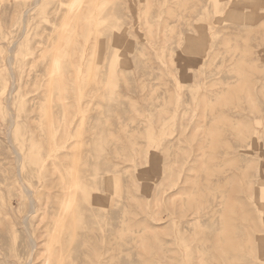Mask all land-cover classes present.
Listing matches in <instances>:
<instances>
[{"label":"rangeland","instance_id":"rangeland-1","mask_svg":"<svg viewBox=\"0 0 264 264\" xmlns=\"http://www.w3.org/2000/svg\"><path fill=\"white\" fill-rule=\"evenodd\" d=\"M0 264H264V0H0Z\"/></svg>","mask_w":264,"mask_h":264}]
</instances>
